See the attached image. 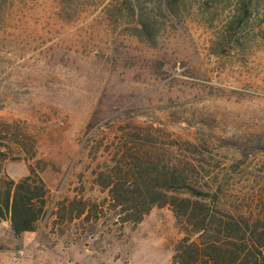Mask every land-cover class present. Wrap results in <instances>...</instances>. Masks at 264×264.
Instances as JSON below:
<instances>
[{
	"label": "rangeland",
	"instance_id": "obj_1",
	"mask_svg": "<svg viewBox=\"0 0 264 264\" xmlns=\"http://www.w3.org/2000/svg\"><path fill=\"white\" fill-rule=\"evenodd\" d=\"M162 3L0 0V178L43 168L51 206L101 204L93 170L138 124L157 155L182 144L176 154L220 194L211 204L264 206V0ZM145 19L151 39L137 31ZM183 229L169 206L139 224L51 215L21 236L0 220V264H174Z\"/></svg>",
	"mask_w": 264,
	"mask_h": 264
},
{
	"label": "trees",
	"instance_id": "obj_2",
	"mask_svg": "<svg viewBox=\"0 0 264 264\" xmlns=\"http://www.w3.org/2000/svg\"><path fill=\"white\" fill-rule=\"evenodd\" d=\"M169 2L163 0L164 11ZM137 31L141 39L153 37L147 19L141 20ZM151 128L130 125L121 155L104 159L103 168L93 170L95 183L108 193L101 204L67 199L51 206L43 168L29 166V174L18 181L0 178V220L9 221L15 235L21 236L38 230L51 215L71 221L83 215L90 219L99 210L112 211L122 224H139L155 207L169 206L184 228L174 248V264H264V206L255 210L211 204L210 199L220 200V194L199 182L201 170L195 159L177 155L182 144L176 140L167 141L157 155ZM13 142L36 158L20 140ZM184 145L188 148L191 143ZM260 148L264 150V145Z\"/></svg>",
	"mask_w": 264,
	"mask_h": 264
}]
</instances>
